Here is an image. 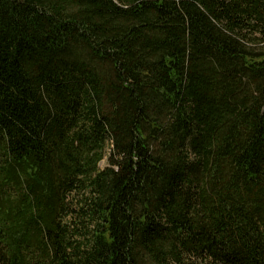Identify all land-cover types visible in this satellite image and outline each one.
Here are the masks:
<instances>
[{"label":"trees","instance_id":"16d2710c","mask_svg":"<svg viewBox=\"0 0 264 264\" xmlns=\"http://www.w3.org/2000/svg\"><path fill=\"white\" fill-rule=\"evenodd\" d=\"M0 264H264V0H0Z\"/></svg>","mask_w":264,"mask_h":264},{"label":"rangeland","instance_id":"374dc122","mask_svg":"<svg viewBox=\"0 0 264 264\" xmlns=\"http://www.w3.org/2000/svg\"><path fill=\"white\" fill-rule=\"evenodd\" d=\"M107 167V160H104L101 164H100V168L104 169Z\"/></svg>","mask_w":264,"mask_h":264}]
</instances>
